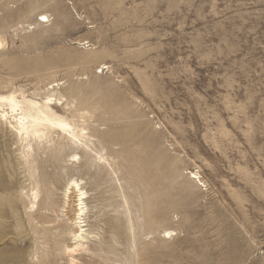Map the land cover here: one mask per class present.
Listing matches in <instances>:
<instances>
[{
  "label": "rangeland",
  "instance_id": "1",
  "mask_svg": "<svg viewBox=\"0 0 264 264\" xmlns=\"http://www.w3.org/2000/svg\"><path fill=\"white\" fill-rule=\"evenodd\" d=\"M8 94L74 98L91 144L66 151L68 179L39 151L35 186L0 117V264L44 255L21 244L31 188L38 222L69 224L72 179L88 250L41 264H264V0H0ZM50 180L56 214L43 204Z\"/></svg>",
  "mask_w": 264,
  "mask_h": 264
},
{
  "label": "bare ground",
  "instance_id": "2",
  "mask_svg": "<svg viewBox=\"0 0 264 264\" xmlns=\"http://www.w3.org/2000/svg\"><path fill=\"white\" fill-rule=\"evenodd\" d=\"M41 17L45 18L44 15H41ZM44 91L48 92L49 89L45 88ZM82 110L81 104L75 102L74 98H71L69 101L65 100L64 97L54 99L51 94L45 96L43 100L24 96L18 99L13 94L0 96V117L5 118L9 114V118L11 119L9 127L11 128L16 142L21 145L20 147L22 149L20 160L23 165L31 169L29 178L32 180V183H35V186H37L38 180V166L35 164V161L37 160L39 151L44 152L47 150L48 153L53 152L56 161L50 162L48 165L51 174H58L60 177L68 179L69 160H67V156L65 155L66 151L79 150L85 153L88 150V144H91V140L86 133L87 128L84 126L86 120L82 117ZM96 133L99 138L107 137L104 133H100L99 131H96ZM53 135L58 139L57 143L52 139ZM12 145L14 146L13 143ZM112 145L114 146L116 144ZM76 157V155H73L71 157V162H75L73 160L76 159ZM43 161L47 162L48 159H43ZM72 165L73 164H70V166ZM56 185L57 182L55 180H50L48 183L43 184V193H45V203H43L44 209L51 214H56L61 207L60 203L54 199L55 188L53 187ZM80 185L73 179L67 180L66 182V191L63 193V196H67L66 198L68 199L69 194H74L77 198L76 205H74L75 209H70L69 211V213H72V219L69 220V224L68 220L57 221V218L52 219L51 217H46L41 223L40 221L38 222L36 215L38 213L39 194L35 187H33V189L31 188V191H34L31 192L32 199H30L33 200L32 206L29 212L24 210L21 217V230H23L21 244L23 247L31 243L33 247L42 246L47 248L42 257L38 258L36 253H34L35 256H31L28 262L41 264V262L50 261L53 258L54 251L74 253L78 250H88V247L83 248V244L90 239V234L83 229L86 227L85 219L87 208L84 201H86L85 199L87 197ZM24 186L25 184L21 188ZM169 233L170 232H166V234ZM40 234H42V236ZM48 236L51 238V241L45 239ZM69 236L74 242V247L72 248L65 246L66 237Z\"/></svg>",
  "mask_w": 264,
  "mask_h": 264
}]
</instances>
